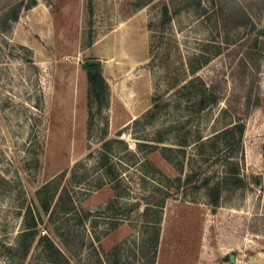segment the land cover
Returning a JSON list of instances; mask_svg holds the SVG:
<instances>
[{
  "label": "rangeland",
  "instance_id": "374dc122",
  "mask_svg": "<svg viewBox=\"0 0 264 264\" xmlns=\"http://www.w3.org/2000/svg\"><path fill=\"white\" fill-rule=\"evenodd\" d=\"M16 3L13 20L7 10ZM31 3L59 12L55 46L27 22ZM165 5L171 20L162 26ZM260 28L264 0H0V264L11 262L6 247L19 244L27 207L41 216L38 234L65 258L35 237L14 264H100L92 242L105 251L121 243L119 264H264V34L257 71L244 59L237 67ZM232 47L239 54L224 55ZM93 64L108 85L107 136L143 115L122 136L131 147L134 132L157 144L149 152L143 146L147 182L128 172L119 184L123 200L164 196L156 234L135 216L94 239L105 225L100 208L118 188L86 191L76 182L75 164L100 145L103 117L85 70ZM194 77L201 80L182 89ZM202 81L214 82L220 100L197 112ZM225 108L236 109L242 134L214 138L231 117ZM233 171L248 184L234 181ZM44 184L48 210L36 194ZM207 191L220 193L218 205Z\"/></svg>",
  "mask_w": 264,
  "mask_h": 264
},
{
  "label": "trees",
  "instance_id": "16d2710c",
  "mask_svg": "<svg viewBox=\"0 0 264 264\" xmlns=\"http://www.w3.org/2000/svg\"><path fill=\"white\" fill-rule=\"evenodd\" d=\"M197 3L200 2V0H195ZM35 3H31L26 6V8L31 7ZM21 5L19 3H16L12 7H10L7 10V13L10 15L9 18H12L13 20H16L18 18V13ZM171 20V14L168 11L167 6H163L162 12H161V19L160 24L164 26ZM264 34V29L260 28L257 30V36L256 39L251 45L246 53L245 57H240L241 60L238 61L237 67H242V61L244 59L243 65L245 67L248 66L249 70L257 71L258 67L255 64V59L258 58L260 54L259 48L260 46H256V42L258 41V35ZM261 45L264 44L263 41H260ZM217 53H220V51H217ZM237 54H239V49H236V47H232L229 50L225 51L224 55H232L235 57ZM237 63V62H236ZM235 63V65H236ZM86 74H87V81L89 84L90 91L95 99L96 103V109L95 114L102 118L101 119V129L100 133L98 135L97 140L100 142V145L98 148H96V151L90 149L89 145V151L86 154L85 158L82 161H78L75 165L81 167V173H77L79 175V178H77L76 182L78 185L81 184L84 190L90 191L94 189H98L101 186H103L106 183H113L117 184V194H114L106 203L105 206L100 208V212L102 213L100 217H103L105 219V225L100 229L98 233L94 231L95 237L97 241H99L100 237L102 235H105L107 232L114 229L121 221L127 220L129 222H132L135 218V216L139 217L142 216V222L143 226L148 228H153V234H156L157 228L160 224V212L162 205L164 203V196L161 200L152 202L150 201V197L152 195H142L141 197H138L135 200H123L122 197L119 196L120 194V183L124 180V177L129 172L130 176L135 174L141 181L147 182L148 179H146L145 174L143 175V165L148 163V160L143 157V146L148 147L147 152L150 150L155 149L156 145L152 141L145 142L143 141V138L140 136H137V134L131 133L132 140H133V147L129 145V142L127 139L122 136L123 132L127 129H130L132 126H136L143 120V115L139 118H134L130 123L126 124L122 128L118 129L113 136H107V127H108V119L105 117L106 109L109 104V93H108V85L106 82V79L103 75L102 68L99 65L93 64L89 65L85 68ZM192 72H194V69H191ZM196 80H201L199 77H194L193 80H188L186 83L182 85V89L191 87V82ZM202 88L197 91L194 98V104L196 105V111L201 112L208 108L212 104H216L219 102L220 97L219 94H216V85L213 81L210 83L201 82ZM222 112L229 111L231 114V117L227 120V123L224 128L220 129L219 131L213 133V137L217 138L222 136L223 134L229 132L236 131L238 132V135L242 134L244 123L240 121L239 118H236L234 115V109L233 111H230L227 108L221 110ZM92 119V116H91ZM93 119L91 120L92 123ZM231 124V125H228ZM91 129L88 130V136L90 135ZM92 158L90 162L89 159ZM90 166H86L85 164H88ZM145 172H148L145 170ZM75 174V175H77ZM77 175V177H78ZM234 181H240V186H246L248 182L245 180V178L237 177V173L234 171L231 174ZM144 176V177H143ZM159 184V183H156ZM155 187V185H153ZM160 186V185H159ZM46 187V184L42 185L40 188L37 189V196L39 197V200L41 201V205L44 210L49 209L48 199L42 198L43 189ZM156 188V187H155ZM122 189H127V185L123 183ZM163 189V188H162ZM161 190V187H160ZM164 190V189H163ZM168 192L166 189L164 190V193ZM167 195L169 193H166ZM166 196V195H165ZM207 196L209 198L208 202L214 206L219 204L220 199V193H211L210 191H207ZM126 197V196H125ZM140 198V199H139ZM119 205V207H117ZM143 207L141 211L139 209ZM122 209V210H121ZM67 212V211H66ZM150 214H156L154 215V219H148V216ZM41 218L39 213H34L33 209L31 207H27L24 217H23V229L18 234V245H8L6 247L7 252H9L10 256V263L14 264L15 259V252L20 249V255L21 257L25 256L28 252L31 243L33 242V239L35 237H38V239L42 241H46L48 247H52L55 252H58L61 257L65 258V255L57 248L48 238L45 234H38L37 230V224L38 220ZM95 224H93L94 226ZM145 228V230H146ZM92 241L94 239L91 237ZM157 241V238L154 240H151L150 244H154V250H156L155 242ZM40 242V243H41ZM94 246V247H93ZM93 254L97 256V261L101 264L104 260L110 261L114 259L117 261L116 263L119 264V258L117 256V252H120L121 250V243L116 244L115 248L110 251H105L99 246L93 245V242L91 244ZM42 251V249H41ZM143 253V251H141ZM102 254L104 257L102 258ZM145 255V254H143ZM104 261V262H105ZM57 264V263H56ZM60 264V263H58Z\"/></svg>",
  "mask_w": 264,
  "mask_h": 264
},
{
  "label": "crops",
  "instance_id": "0c3cea01",
  "mask_svg": "<svg viewBox=\"0 0 264 264\" xmlns=\"http://www.w3.org/2000/svg\"><path fill=\"white\" fill-rule=\"evenodd\" d=\"M62 10H64V8ZM24 16L27 22L29 23L31 29L41 37L44 43H48L52 46H55V43H57L58 41L57 35L60 31V21H57V19L59 20V12L53 13L46 6L42 4H37L29 8ZM22 29L24 30V27ZM22 34L26 38V42L32 43L35 41L33 40L31 35L26 33Z\"/></svg>",
  "mask_w": 264,
  "mask_h": 264
},
{
  "label": "water",
  "instance_id": "95a60500",
  "mask_svg": "<svg viewBox=\"0 0 264 264\" xmlns=\"http://www.w3.org/2000/svg\"><path fill=\"white\" fill-rule=\"evenodd\" d=\"M231 259H232V255H231V257H230Z\"/></svg>",
  "mask_w": 264,
  "mask_h": 264
}]
</instances>
